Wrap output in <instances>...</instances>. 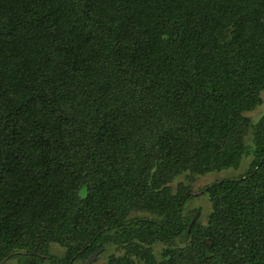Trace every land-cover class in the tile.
Returning <instances> with one entry per match:
<instances>
[{"label":"trees","instance_id":"obj_1","mask_svg":"<svg viewBox=\"0 0 264 264\" xmlns=\"http://www.w3.org/2000/svg\"><path fill=\"white\" fill-rule=\"evenodd\" d=\"M263 91L264 0H0V261L264 264Z\"/></svg>","mask_w":264,"mask_h":264},{"label":"rangeland","instance_id":"obj_2","mask_svg":"<svg viewBox=\"0 0 264 264\" xmlns=\"http://www.w3.org/2000/svg\"><path fill=\"white\" fill-rule=\"evenodd\" d=\"M261 103L255 107L254 110L249 111V112H244L243 116L249 117L250 120L255 123L261 116V114L264 111V91L261 93ZM252 132L249 131L247 136L245 137L244 141L248 146H252ZM251 156H247L246 158L243 157V160L239 167L237 169H224L222 171H216L212 173H207L204 175H190L184 174L179 177H175L174 180L169 184L172 189L175 191L181 184L185 186L190 187V192L192 197L186 202V204L183 207V215L184 219H188V223L191 221V219L195 216L196 213H198L196 220L194 221L193 224L195 223H200V224H205L207 221V218L212 212L211 208V202L209 201V197L205 191V187L210 184L211 182H214L219 179L223 178H231L234 176H237L239 174H242L247 170L249 166V162L251 161ZM152 214L149 212L141 211V212H136L137 217H149ZM112 233V232H110ZM184 242V237L181 236V238H178L175 243L181 244ZM168 243L164 242L162 240L152 242L149 246L148 249L153 253L154 257L159 259L160 258V253L164 251L166 248V245ZM208 245V244H207ZM183 245H181L182 247ZM48 251L52 256H55L57 258H60L63 256L64 248L57 243H52L48 247ZM103 252V253H102ZM99 255V257H96L94 260L90 261L89 263H86L87 259L83 260L81 258H75L73 260V264H104L105 261L107 260L109 255H121L124 253V249H122L119 245L110 243L105 246V250L102 251ZM215 252L214 251H208L204 256L206 257V260L203 261L202 255L200 252V258L202 259V264H208L207 261L208 259L214 258L215 257ZM17 263V257H12V258H4V260L0 261V264H16Z\"/></svg>","mask_w":264,"mask_h":264},{"label":"water","instance_id":"obj_3","mask_svg":"<svg viewBox=\"0 0 264 264\" xmlns=\"http://www.w3.org/2000/svg\"><path fill=\"white\" fill-rule=\"evenodd\" d=\"M197 215H198V213H196L195 216H194V217L191 219V221L189 222V224H188V230L190 229V227L192 226V224H193L194 221L196 220ZM98 253H99V251H96V252L92 253V254L88 257L86 263H89L90 261L94 260V259L96 258V256H97Z\"/></svg>","mask_w":264,"mask_h":264}]
</instances>
